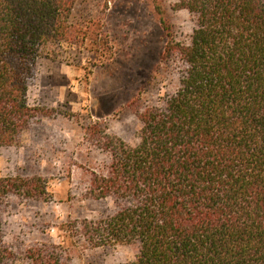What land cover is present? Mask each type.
Segmentation results:
<instances>
[{
	"label": "trees",
	"instance_id": "obj_1",
	"mask_svg": "<svg viewBox=\"0 0 264 264\" xmlns=\"http://www.w3.org/2000/svg\"><path fill=\"white\" fill-rule=\"evenodd\" d=\"M75 2L0 0V147L19 145L47 115L29 103V84L40 57L81 43ZM177 7L195 19L187 41L157 6L167 32L162 60L178 61L177 83L157 104L135 102L137 144L108 133L98 139L110 161L92 172L87 195L113 197L115 210L74 229L92 248L138 243L124 264H264V0ZM46 195L41 177H0V212L10 198ZM12 256L0 219V264ZM47 264L63 262L52 252Z\"/></svg>",
	"mask_w": 264,
	"mask_h": 264
},
{
	"label": "rangeland",
	"instance_id": "obj_2",
	"mask_svg": "<svg viewBox=\"0 0 264 264\" xmlns=\"http://www.w3.org/2000/svg\"><path fill=\"white\" fill-rule=\"evenodd\" d=\"M177 2L76 0L71 22L82 30L81 43L40 57L30 80L29 103L47 115L24 131L19 145L0 147V177H41L49 195L10 198L0 212L3 239L14 251L4 264H47L52 252L63 264L134 260L138 243L92 248L74 224L115 210L113 197L87 195L92 172H104L110 161L98 139L108 133L137 144L143 123L135 102L157 104L177 83L178 61L162 60L167 32L157 8L174 36L187 41L195 19ZM30 254L46 262H34Z\"/></svg>",
	"mask_w": 264,
	"mask_h": 264
}]
</instances>
